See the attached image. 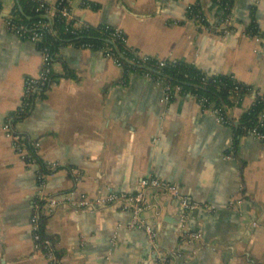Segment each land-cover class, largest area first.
<instances>
[{"label": "crops", "instance_id": "crops-1", "mask_svg": "<svg viewBox=\"0 0 264 264\" xmlns=\"http://www.w3.org/2000/svg\"><path fill=\"white\" fill-rule=\"evenodd\" d=\"M44 1L57 34V0ZM86 1L69 0L76 24L117 27L138 55L229 75L250 91L224 105L234 122L219 123L189 92L164 102L162 85L68 41L54 56L55 82L12 121L43 58L35 42L3 21L33 14L19 0H0V264H48L34 247V214L43 218L59 264H264V139L238 130L242 114L264 95V0ZM192 5L201 24L190 18ZM6 120L24 144L4 135ZM27 140L39 142L43 163L56 164L43 186L56 198L53 206L39 198L37 164L20 154L30 151ZM143 177L175 184L197 208L146 188L140 217L154 226L152 239L131 226V209L120 200L91 210L71 202L137 192ZM238 196L243 201L232 206Z\"/></svg>", "mask_w": 264, "mask_h": 264}, {"label": "built area", "instance_id": "built-area-1", "mask_svg": "<svg viewBox=\"0 0 264 264\" xmlns=\"http://www.w3.org/2000/svg\"><path fill=\"white\" fill-rule=\"evenodd\" d=\"M227 1V0H226ZM225 1V3H227ZM217 2L222 3V0H217ZM84 3H87L86 0H84ZM56 7H58V12L60 16L65 20L66 24L72 27L71 32L75 33L77 30H79L81 27H86L84 25H78L74 22V18L72 16V12L69 6V0H58ZM191 8V7H190ZM189 8L190 14L193 13V11ZM45 12L49 11V7L45 5V3H40L39 6L36 7V11L43 10ZM190 18L195 20L196 22L201 24L202 16L200 14H192L190 15ZM4 24L6 27L12 31L14 34H16L21 39L31 41V42H39L43 40L44 35L46 32H48V23L44 21H39L35 24H32L31 26L20 24L15 21H13L12 18H5L3 19ZM111 35L113 38L119 39L122 43L126 44L127 38L124 32L115 27L113 31L111 32ZM254 38L256 40L261 39V37L258 34H253ZM80 47L82 48H92L91 42H83L80 44ZM103 55L106 58L111 59L117 66L123 67V63L118 55L111 49V48H100L99 49ZM138 56V59L135 60V58H131L129 60L130 64H142L149 60L150 56H141L138 55L137 52H135ZM41 55L43 58V66L41 70L38 72L35 76H30L26 79L25 87H24V95H23V101L20 104L17 111L25 112L27 111L28 107L30 106L32 102V98L36 95L37 92H40L41 90H44L48 88L52 83L55 82V79L53 78V67H52V58L51 54L49 52V49L47 47H43L41 50ZM155 59V58H154ZM158 68H156V72L159 73V75H153L150 71H145L143 73V76L162 85L163 88V98L162 100L164 102L171 101L175 95L181 94V87L179 85L172 86L168 81H166L163 78V75H161V70L159 68L163 67L165 65L166 60H157ZM233 91H238L241 88V85L237 80H233ZM250 91V88H248ZM190 93V92H189ZM191 94V93H190ZM193 95V94H192ZM32 96V97H31ZM196 100L198 101L199 105L202 107L203 110L210 111L213 116L215 117L216 121L223 124L231 125L234 120L232 118H229V116L226 113V108L219 106L212 100L208 99L205 96H196L193 95ZM31 97V99H30ZM239 127L241 130L247 131L250 134H252L254 137L259 139H264V109L259 113L256 121L251 125H240ZM2 131L4 132V135L11 139L14 144H18L22 142L24 144V137L20 133H17L12 128V123L9 120H6L1 125ZM26 145L30 146L32 149V152L20 149V154L24 160H26L29 164H37L35 155L38 156V146L39 142L35 140L26 141ZM38 166V164H37ZM46 171L42 172L41 168H38L36 170V176H37V183L38 187L40 188L39 198L42 199L44 202H46L47 205L53 206L56 204V198L53 196H50L49 194L44 193L43 186L45 178L52 173L54 167L56 166L55 163H44ZM146 188H159L164 189L167 192H169L174 199H177L180 201V204L182 207L186 210L197 208L198 204L194 202H190L187 198L182 196L179 193V190L177 186L165 179L157 178V177H143L139 181V189L137 192L130 193V192H121V193H112L108 192L106 194H102L93 200L90 198H87L86 196H82L78 201H71L75 210H91L96 207L109 204L111 202L115 201H121L123 202L124 207H129L131 209V212L133 214L132 220H131V226L140 228L144 230L150 238L153 239L155 236V228L154 226L144 220L140 217V213L145 208L146 202L144 197V190ZM243 201V198L241 196L236 197L235 199L231 200V205L236 206L237 204L241 203ZM31 223H32V238L34 242V247L36 249L42 250L44 254L46 255V258L48 260V264H57L58 259L56 258L54 254V248L52 246V243L49 239L45 238L43 241H41V235L38 232L39 229V222L38 217L34 214L31 217ZM193 238L198 237L199 233L191 234ZM160 264H167L166 260L161 259Z\"/></svg>", "mask_w": 264, "mask_h": 264}, {"label": "trees", "instance_id": "trees-1", "mask_svg": "<svg viewBox=\"0 0 264 264\" xmlns=\"http://www.w3.org/2000/svg\"><path fill=\"white\" fill-rule=\"evenodd\" d=\"M58 1V0H57ZM56 1V4H57ZM226 0H222V4ZM21 6L24 10H29L33 14V18L30 20L25 19H13V21L31 26L39 21L47 22L44 17L45 11H36V7L39 4L45 3L47 7L49 5L44 0H19ZM56 20L54 24V29L57 30V34H54L48 25V32L45 33L43 40L36 43L38 49L41 51L43 47H47L51 54L52 63L54 61V56L57 49L66 42H71L74 45L80 46L83 42H91L93 50H99L100 48L107 47L111 48L116 55H118L123 63V68L126 72H135L143 75L145 71H150L153 75H159L156 72L158 64L156 59L150 58L144 63L130 64L129 60L131 58L138 59L136 51L133 48L128 47L127 44L122 43L119 39L113 38L111 32L115 27L109 24H101L97 27L91 25H84L86 27H81L75 33L71 32L72 27L66 24L65 20L60 16L58 12V7H56ZM194 14L202 13L198 5H192L190 8ZM189 14V15H192ZM206 23V21H204ZM53 29V27H52ZM161 75L168 81L172 86L179 85L181 87L182 93L190 92L196 96H205L212 100L219 106L225 107L224 105H231L237 99H241L245 94L249 93V87L246 85H241L240 90L233 91V80L234 78L229 75H209L202 71L201 69L195 67L194 65L184 62V61H174L166 60L165 65L161 68ZM55 78V75H52ZM32 97V96H31ZM30 97V99H31ZM264 109V95L256 97L255 103L250 110L243 113L240 117V125H251L253 124L259 113ZM27 111H17L12 121H16L18 118H22L26 115ZM241 130L238 127V130ZM242 131V130H241ZM30 148V147H29ZM32 152V149H29ZM38 164V168H41L42 172L46 171L44 163L39 159L37 155L34 156ZM39 229L38 232L41 235V241L49 237L44 232V220L40 216L38 217ZM54 254L58 259L57 264H59V254L54 249Z\"/></svg>", "mask_w": 264, "mask_h": 264}]
</instances>
